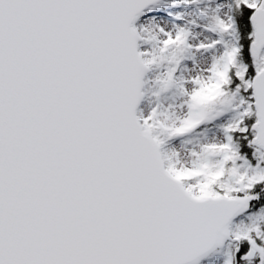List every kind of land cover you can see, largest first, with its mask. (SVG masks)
<instances>
[{"label": "snow or ice", "instance_id": "1", "mask_svg": "<svg viewBox=\"0 0 264 264\" xmlns=\"http://www.w3.org/2000/svg\"><path fill=\"white\" fill-rule=\"evenodd\" d=\"M0 264H264V0H0Z\"/></svg>", "mask_w": 264, "mask_h": 264}]
</instances>
